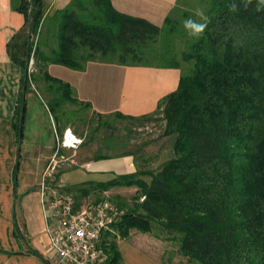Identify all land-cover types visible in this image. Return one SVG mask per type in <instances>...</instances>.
Listing matches in <instances>:
<instances>
[{"label": "trees", "instance_id": "trees-1", "mask_svg": "<svg viewBox=\"0 0 264 264\" xmlns=\"http://www.w3.org/2000/svg\"><path fill=\"white\" fill-rule=\"evenodd\" d=\"M182 1L157 25L119 11L111 0H71L50 13L43 0H11L24 16L7 42L10 59L24 71L15 126L21 138L25 94L40 79L51 94L50 110L65 124L73 113L67 121L64 105L91 106L69 82L50 74V63L85 69L89 60L100 59L181 68L177 89L153 112H95L99 128L109 124L106 116L138 121L163 113L173 155L157 169L138 167L64 190L81 204L79 198L92 193L136 187L131 205L116 196L124 213L103 234L101 245L109 254L104 264H126L118 239L132 229L170 242L179 264H264V0H199L202 13L188 18L206 25L199 34L173 15L178 8L189 13ZM35 38L38 71L30 72ZM103 144L95 158L135 154L104 152L105 146L122 144L118 136Z\"/></svg>", "mask_w": 264, "mask_h": 264}, {"label": "crops", "instance_id": "crops-1", "mask_svg": "<svg viewBox=\"0 0 264 264\" xmlns=\"http://www.w3.org/2000/svg\"><path fill=\"white\" fill-rule=\"evenodd\" d=\"M70 1L43 0V8L45 13H50L64 8ZM111 2L123 13L163 25L178 0ZM23 23V14L12 9L11 0H0V264H57V256L50 247L47 209L41 193L47 167L54 166L58 160L48 182L63 190L86 181L110 180L137 168L134 156L129 154L95 158L89 153L77 157V151L85 150V145L71 148L70 162L65 163L67 157L61 152V145L57 146V138L58 132L68 125L65 119L52 113L48 98L34 85L25 94L24 130L20 138L15 121L24 71L10 59L7 42ZM48 70L69 82L76 96L91 104L92 111L103 114L153 112L162 97L177 89L181 77L179 67L129 65L100 59L89 60L85 69L50 63ZM118 244L126 264H179L180 261L170 242L150 232L132 229L128 237L118 239Z\"/></svg>", "mask_w": 264, "mask_h": 264}, {"label": "rangeland", "instance_id": "rangeland-1", "mask_svg": "<svg viewBox=\"0 0 264 264\" xmlns=\"http://www.w3.org/2000/svg\"><path fill=\"white\" fill-rule=\"evenodd\" d=\"M183 0L180 6L189 11L188 14H184L180 8L174 10L173 15L178 19L189 18V15H196V18L202 13L199 0ZM37 38V37H36ZM35 38L34 49L30 59L29 70L38 71L35 61V46L37 39ZM38 88L46 99L51 96L49 90L43 85H47L43 80H38L32 83ZM33 86V87H34ZM63 109L67 111V121L69 120V112H72L70 117L71 122L67 123V127H71L73 131L82 139L80 146L85 145L86 149L82 152L77 151V157H85L89 153L94 154L99 146L104 147V141L111 136H118L122 140V144L111 150L105 146L104 152L117 153L125 150H134L136 168H158L165 159L173 155V138L164 134L166 127V120L163 113H157L150 119L130 121L119 117L106 116L103 119L108 121L109 124H102L98 126V116L90 108H85L77 103H67L63 106ZM61 113V112H60ZM62 115V113H61ZM62 132H58L57 146L61 144L65 129ZM99 128V129H98ZM91 140V141H90ZM84 146V147H85ZM61 152L67 157L65 163L70 162L68 159L73 154V149L67 148L61 144ZM86 154V155H85ZM59 156V155H58ZM60 157V156H59ZM58 158V157H57ZM66 159V158H65ZM70 193V192H69ZM136 193L135 186H118L113 187L105 191L101 195L92 193L89 196L79 198L81 204L97 200L98 198H109L114 202H117L116 196H121L131 205L133 203V195ZM73 194V193H72ZM74 195V194H73Z\"/></svg>", "mask_w": 264, "mask_h": 264}, {"label": "built area", "instance_id": "built-area-1", "mask_svg": "<svg viewBox=\"0 0 264 264\" xmlns=\"http://www.w3.org/2000/svg\"><path fill=\"white\" fill-rule=\"evenodd\" d=\"M81 142L71 127L65 129L63 146L78 148ZM55 165L47 167L41 193L47 209L50 247L57 256V264H104L109 254L101 245L103 234L113 229L124 209L109 198L79 204L72 193L48 182Z\"/></svg>", "mask_w": 264, "mask_h": 264}, {"label": "clouds", "instance_id": "clouds-1", "mask_svg": "<svg viewBox=\"0 0 264 264\" xmlns=\"http://www.w3.org/2000/svg\"><path fill=\"white\" fill-rule=\"evenodd\" d=\"M184 27L185 29L191 30V34H199L204 31L206 25L202 23H195L193 20L187 19L184 21Z\"/></svg>", "mask_w": 264, "mask_h": 264}]
</instances>
